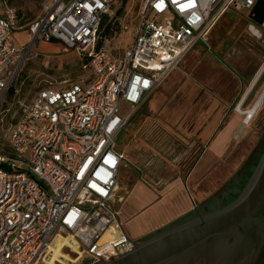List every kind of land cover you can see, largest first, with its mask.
Returning <instances> with one entry per match:
<instances>
[{
    "label": "built area",
    "instance_id": "1",
    "mask_svg": "<svg viewBox=\"0 0 264 264\" xmlns=\"http://www.w3.org/2000/svg\"><path fill=\"white\" fill-rule=\"evenodd\" d=\"M116 1L45 0L21 44L14 34L22 16L11 6L0 13V105L41 43L76 50L91 73L89 82L39 90L0 147V264H77L85 256L98 264L135 247L114 208L120 133L228 10L251 11L259 0H142L137 25L123 26L132 43L121 56L103 31Z\"/></svg>",
    "mask_w": 264,
    "mask_h": 264
},
{
    "label": "rangeland",
    "instance_id": "2",
    "mask_svg": "<svg viewBox=\"0 0 264 264\" xmlns=\"http://www.w3.org/2000/svg\"><path fill=\"white\" fill-rule=\"evenodd\" d=\"M44 1L0 0V13L6 6L14 7L22 16L21 27L27 30L42 15ZM141 5L142 0H117L105 16L103 31L109 29V49L115 55H123L131 45L132 34L123 26L137 25ZM250 23L246 10H228L207 41H198L191 48L126 123L117 142L124 154L117 205L120 196L127 198L119 207L147 206L141 201L148 187L163 197L173 185L180 187L175 183L181 181L182 190L194 203L217 208L230 195L231 185L240 182L248 170H255L264 148V103L244 128V117L235 111L245 99L248 81L264 64V31L262 37L253 34ZM14 40L21 44L29 37L23 30H16ZM83 63V56L76 50H66L58 42L41 43L32 51L1 102L0 147L5 145L22 106L39 90L89 82L91 73ZM263 88L264 77L244 108L253 105ZM129 108L121 103L123 114H128ZM154 210L147 207L137 214V221H146L148 212ZM254 218L264 234V204ZM127 228L135 234L132 223ZM143 240H137L138 244ZM91 262L92 258L85 256L78 264ZM255 264H264V251Z\"/></svg>",
    "mask_w": 264,
    "mask_h": 264
},
{
    "label": "water",
    "instance_id": "3",
    "mask_svg": "<svg viewBox=\"0 0 264 264\" xmlns=\"http://www.w3.org/2000/svg\"><path fill=\"white\" fill-rule=\"evenodd\" d=\"M250 17L264 23V0L256 3ZM263 203L264 152L241 193L229 204L205 214L195 206V218L137 243L122 255L110 254L98 264H253L259 247L251 245L252 232L246 223Z\"/></svg>",
    "mask_w": 264,
    "mask_h": 264
},
{
    "label": "crops",
    "instance_id": "4",
    "mask_svg": "<svg viewBox=\"0 0 264 264\" xmlns=\"http://www.w3.org/2000/svg\"><path fill=\"white\" fill-rule=\"evenodd\" d=\"M17 30H23L28 35V31L24 30V28L21 27V24L19 25ZM28 37H29V35H28ZM23 43H25V42H23ZM187 53L185 54V56L187 55ZM263 68H264V66L262 67V69L261 68L259 69V71L256 75V78L254 80H252V82H251L250 86L248 87L246 93L248 91H250L253 84H255L257 77L260 75ZM151 94H149V95H151ZM149 95L147 96V98L149 97ZM177 184H179L180 187H174V185H173V188L169 189L167 195H165L163 197L156 195L155 190L148 187L147 191H146V195L143 196L142 201H141L143 203H145V202L148 203L147 206H143V204L140 203L136 206H134L133 204L132 205L128 204L127 206L125 205L124 207H121V206L119 207V204L125 202V200L127 199V198L123 199L121 196H120L121 203H118V205H117V203L115 201L114 208L119 212L123 226L131 238H133L135 240H139L140 238L146 239L148 236H151L152 234H154L155 230H158V229L162 230V229L172 225L177 220L182 219L184 217H189V216H195L196 217L197 216V210L201 212L202 208H204V209L211 208V207H207L206 204H199L198 205V204L194 203L187 196L185 191L182 190L183 187L181 186V181H177L175 183V185H177ZM176 192H177V194H176ZM127 194H128V191H127ZM140 196L141 195H138V198H141ZM154 196H156L158 198H154ZM151 206H153L155 210H154V212H150V211L148 212V216H149L148 219L146 221H141L142 223L137 221V217H136L137 214L141 213V211H143L147 207H151ZM195 206L197 207V210H196ZM125 208H127V209H125ZM129 223H132V227L135 230L134 235L131 234V232L127 228V224H129Z\"/></svg>",
    "mask_w": 264,
    "mask_h": 264
},
{
    "label": "flooded vegetation",
    "instance_id": "5",
    "mask_svg": "<svg viewBox=\"0 0 264 264\" xmlns=\"http://www.w3.org/2000/svg\"><path fill=\"white\" fill-rule=\"evenodd\" d=\"M247 12V14H248V16H249V19H250V21H251V23L248 25V28H249V30L253 33V34H255V35H257V36H260V37H262L263 36V31H264V23L263 24H258V23H256L251 17H250V13H251V11H246ZM264 66V65H263ZM262 66V67H263ZM262 67H260L261 69H262ZM260 68H258V70H256V72L254 73V75H252V77L250 78V80L248 81V83H249V86H250V84H251V82H252V80H254L255 78H256V75H257V73H258V71H259V69ZM263 77H264V68H263V70L261 71V73H260V75L257 77V80H256V82H255V84H253V86L251 87V89H250V91H248L247 93L245 92V99H244V101H243V103H241V107L242 108H244V106H245V104L247 103V101L249 100V96H251L255 91H257V89H258V87H259V85H260V82H261V80L263 79ZM248 86V87H249ZM248 89V88H247ZM264 89V88H263ZM247 91V90H246ZM261 90H259V92H260ZM259 92H257V93H259ZM260 95V94H259ZM258 98V97H257ZM263 103H264V101H263ZM262 103V104H263ZM239 105H240V103H239ZM244 109H246V108H244ZM248 109V108H247ZM262 141H264V137H263V139H262ZM264 143V142H263ZM257 220H256V218H254L252 221H249L248 223H246L247 224V227L249 228V230L252 232V234H251V237H250V243H251V245L252 246H255V245H257L258 247H259V250H258V253H257V255H256V258H255V260H254V262H253V264H255V262H256V260H257V258L260 256V254H262V252L264 251V234H262L261 233V231H260V229H259V227L257 226ZM181 224V223H180ZM179 225V224H178ZM175 226H177V225H175ZM174 227V226H173ZM170 228H172V227H170ZM169 229V228H168ZM167 230V229H166ZM165 231V230H164ZM163 232V231H162Z\"/></svg>",
    "mask_w": 264,
    "mask_h": 264
},
{
    "label": "trees",
    "instance_id": "6",
    "mask_svg": "<svg viewBox=\"0 0 264 264\" xmlns=\"http://www.w3.org/2000/svg\"><path fill=\"white\" fill-rule=\"evenodd\" d=\"M105 20V19H104ZM105 22V21H104ZM103 22V23H104ZM107 32H109V29H107V31H106V33ZM263 152H264V148L260 151V153H259V155H258V157H257V159H256V166H257V164H258V162H259V160H260V158H261V156H262V154H263ZM247 162H249V159H247L246 160ZM246 162V163H247ZM253 170H248V174H245L243 177H242V179H241V181L240 182H238V183H235L234 185H232L231 186V188L229 189L230 191V195L228 196V197H226L225 198V201L224 202H222V204L219 206V207H217V208H208V209H204V208H202V210H201V213L202 214H205V213H209V212H212V211H215V210H217V209H219V208H221V207H224L225 205H227V204H229L231 201H233L235 198H237L238 197V195L241 193V191L243 190V188H244V186L246 185V183L248 182V180L250 179V177H251V175L253 174ZM264 204V203H263ZM262 204V205H263ZM261 208V207H260ZM259 208V209H260ZM258 209V210H259ZM257 210V211H258ZM256 211V212H257ZM256 212H255V214H256ZM254 214V215H255ZM193 218H195V216H189V217H184V218H182V219H179V220H177L176 222H174L172 225H170V226H168V227H166V228H164V229H162V230H160V231H157L156 233H154V234H152L151 236H148L147 238H150V237H152V236H154V235H156V234H158V233H160V232H162V231H164V230H166V229H168V228H170V227H172V226H175V225H177V224H179V223H182V222H185V221H187V220H190V219H193ZM258 218L261 220L262 219V217H260V216H258ZM146 238V239H147Z\"/></svg>",
    "mask_w": 264,
    "mask_h": 264
},
{
    "label": "bare ground",
    "instance_id": "7",
    "mask_svg": "<svg viewBox=\"0 0 264 264\" xmlns=\"http://www.w3.org/2000/svg\"><path fill=\"white\" fill-rule=\"evenodd\" d=\"M263 101H264V89L261 91L260 95L258 96V98L255 100V102L253 103V105L250 108H248V109L242 108L241 107L242 102H240V105H238L236 107L235 111L239 115H242L244 117L242 128H244L246 125H249L252 122L254 116L257 114V112L261 108ZM106 237H107V235H106ZM61 246H62V243H59L58 246H56L57 251H58V255L61 253Z\"/></svg>",
    "mask_w": 264,
    "mask_h": 264
}]
</instances>
